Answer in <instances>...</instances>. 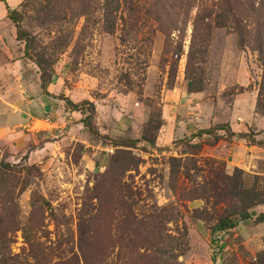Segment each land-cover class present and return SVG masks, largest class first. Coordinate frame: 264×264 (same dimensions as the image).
I'll use <instances>...</instances> for the list:
<instances>
[{"label": "rangeland", "instance_id": "rangeland-1", "mask_svg": "<svg viewBox=\"0 0 264 264\" xmlns=\"http://www.w3.org/2000/svg\"><path fill=\"white\" fill-rule=\"evenodd\" d=\"M11 2L45 84L59 72L89 101L51 117L63 126L42 155L0 148L25 187L12 253L70 264L83 230L99 264H122L127 250L131 264H264V0H121L111 32L101 0ZM166 119L189 122L157 145ZM235 122L244 138L219 128ZM235 141L256 151L230 153ZM222 217L235 226L211 235Z\"/></svg>", "mask_w": 264, "mask_h": 264}, {"label": "crops", "instance_id": "crops-1", "mask_svg": "<svg viewBox=\"0 0 264 264\" xmlns=\"http://www.w3.org/2000/svg\"><path fill=\"white\" fill-rule=\"evenodd\" d=\"M5 3L12 9H15L17 5L11 0H0V148L5 145L11 150L20 151L32 145L34 148L32 154L41 153L42 155L51 144L44 139L45 135L63 126L51 117L58 110H66L73 115L79 112L71 109L64 98H69L74 103L88 98L87 96L77 98L75 89L64 86L62 77L57 75L59 72H56L51 81L46 83L45 88L41 87V71L30 58L24 55L23 44L16 37V29L7 16ZM59 94H63V97L60 98ZM57 103H59L58 109ZM46 107L49 108L48 111H45ZM45 117L50 121L42 120ZM251 118L257 117L253 115ZM188 122H184L183 126L177 129L175 122L166 119L161 129H165L166 133L164 138L159 136L162 142L157 141V145L165 146L171 142L173 136H169L168 131L171 135L182 136ZM31 124L33 125L30 126ZM235 125L236 127L232 125L233 132L241 133L242 131L237 130L239 126L237 122ZM41 135L43 136L37 140L36 138ZM247 147V143L235 141L229 152L235 154L236 151L244 148L251 154L256 151ZM261 151L264 153V149ZM0 157L4 156L0 153ZM258 174L264 176V169Z\"/></svg>", "mask_w": 264, "mask_h": 264}, {"label": "trees", "instance_id": "trees-1", "mask_svg": "<svg viewBox=\"0 0 264 264\" xmlns=\"http://www.w3.org/2000/svg\"><path fill=\"white\" fill-rule=\"evenodd\" d=\"M78 1L79 0H68V2L72 5H75L76 2L78 3ZM120 1L121 0H101L100 2V9L102 11L101 20L104 28L107 29V31L109 32L113 31V28L116 25L118 18L117 11L120 8ZM5 8L7 10L8 18L14 23L17 39L19 40L24 39L26 41L25 43V56H26L29 45H28V40L20 32V28L18 26L17 19L15 17L17 11L15 9L10 8L6 3H5ZM85 13L83 12L82 14ZM76 15H79L78 11ZM72 37L73 35L72 36L70 35V38ZM33 62L38 66V68L41 71V87L45 88L46 84L43 77L42 65L38 60H35ZM49 81H51V79ZM64 100L71 109L79 110V107H77L78 102L74 103L69 98H64ZM84 101L85 103H89L88 100H84ZM219 128L220 129L226 128L231 132L233 136L236 135L233 131H231L229 125L227 124L219 125ZM95 131H96L95 133H97V129H95ZM200 131L206 132L207 129H201ZM239 135L241 138H244L245 133H240ZM138 140L139 139L133 140L131 146L134 145ZM252 145L262 146L261 144H252ZM125 153H127L125 150L122 151V155L119 156L115 161L116 167L117 169H120L119 171L121 173H124L129 165V162L126 160L127 158L124 157V156L128 157L127 155H125ZM2 170H4L6 173L5 175H0V264H19L20 262H24L25 264H30L28 259L26 260L25 258L22 259L20 255L12 253L10 246V243L14 241L12 237L13 234L21 229L20 228L21 221L19 219V205L17 202V198L20 192L23 191L25 187L24 186L21 188L17 187L16 184L18 178L16 172L19 171H17L15 167L11 166L8 162L0 161V171ZM6 183L9 184L8 190L3 191ZM248 217H249L248 214L241 215V219H245ZM260 219L264 220V213L260 214ZM84 221H86V219ZM234 226H235V222L231 218L222 217L210 229V233L212 235L215 232L224 231ZM23 238L25 242L29 245V247L37 245V243H35V240L36 241L38 240L36 238L34 239V237L24 234V232H23ZM128 241L131 242V239H129ZM94 242H95L94 237L92 235L89 234L87 235V233L83 230L79 231L76 240L74 239V242L72 240L74 247L70 251V257H69L70 264H81V263L99 264V251L90 252V248H89V244ZM38 243L41 244L39 241ZM46 248L47 247H45L44 249ZM40 254H43V251H40ZM125 254L126 255H124L122 258L123 259L122 264H131V250H127ZM42 256L43 258H45L44 254Z\"/></svg>", "mask_w": 264, "mask_h": 264}, {"label": "built area", "instance_id": "built-area-1", "mask_svg": "<svg viewBox=\"0 0 264 264\" xmlns=\"http://www.w3.org/2000/svg\"><path fill=\"white\" fill-rule=\"evenodd\" d=\"M42 120H45V121H50V119L49 118H47V117H45V118H43ZM33 124H31L30 126H32Z\"/></svg>", "mask_w": 264, "mask_h": 264}, {"label": "water", "instance_id": "water-1", "mask_svg": "<svg viewBox=\"0 0 264 264\" xmlns=\"http://www.w3.org/2000/svg\"><path fill=\"white\" fill-rule=\"evenodd\" d=\"M48 110H49V108H48V107H46V108H45V111H48Z\"/></svg>", "mask_w": 264, "mask_h": 264}]
</instances>
